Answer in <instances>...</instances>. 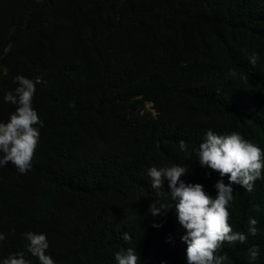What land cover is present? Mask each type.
Instances as JSON below:
<instances>
[{
	"label": "trees",
	"instance_id": "16d2710c",
	"mask_svg": "<svg viewBox=\"0 0 264 264\" xmlns=\"http://www.w3.org/2000/svg\"><path fill=\"white\" fill-rule=\"evenodd\" d=\"M16 75L40 81L32 107L43 126L29 170L0 167V258L39 264L25 251L32 231L55 264H115L121 248L138 264H186L167 182L158 196L146 170L186 165L182 179L214 196L218 174L206 177L192 154L205 130L237 131L264 151V0H0V121ZM232 195L228 223L247 240L218 254L249 264L257 245L264 264V170Z\"/></svg>",
	"mask_w": 264,
	"mask_h": 264
},
{
	"label": "clouds",
	"instance_id": "9594fccd",
	"mask_svg": "<svg viewBox=\"0 0 264 264\" xmlns=\"http://www.w3.org/2000/svg\"><path fill=\"white\" fill-rule=\"evenodd\" d=\"M258 56L253 52L248 62L255 65ZM235 75L234 72L229 73ZM16 87L3 93V101L14 106L7 121H0V167L10 162L20 174L30 169L33 152L39 140V120L32 107L35 85L40 81L22 75L13 78ZM179 151L187 153L186 143L178 141ZM198 166L205 169V176L210 172L218 174L213 188L215 195H209L199 183H186L182 177L188 171L186 165L149 167L146 175L149 186L161 194L162 184L167 182L165 195L173 203L167 208L174 209L176 223L182 229L180 241L185 245L186 264H224L227 257L218 254L222 242L229 245L244 244L247 236L242 231L233 230L228 223V208L233 201V186L251 191L253 182L262 178L264 170V151L251 141L244 139L237 131L217 135L205 130L202 141L192 149ZM187 158V155H186ZM227 183H225V178ZM157 204L159 206H157ZM163 203L152 201L148 212L152 216L161 214ZM248 235H255L257 221H248ZM158 227V225H153ZM26 241L25 251L35 257L39 264H55L46 254L48 242L44 233L28 231L22 234ZM5 236L0 233V241ZM121 239L128 241L127 232L121 233ZM249 264H254L259 255V246L252 245L246 249ZM115 264H138V256L133 248H121L114 252ZM0 264H30L22 252L9 253L0 258Z\"/></svg>",
	"mask_w": 264,
	"mask_h": 264
}]
</instances>
